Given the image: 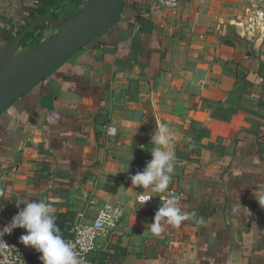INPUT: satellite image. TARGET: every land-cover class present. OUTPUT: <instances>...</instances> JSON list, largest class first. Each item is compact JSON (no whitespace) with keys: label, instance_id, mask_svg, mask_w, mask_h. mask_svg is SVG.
Segmentation results:
<instances>
[{"label":"crops","instance_id":"obj_1","mask_svg":"<svg viewBox=\"0 0 264 264\" xmlns=\"http://www.w3.org/2000/svg\"><path fill=\"white\" fill-rule=\"evenodd\" d=\"M152 1L124 0L103 36L0 115V216L42 200L64 235L90 196L94 207L124 200L94 264H264V0H181L176 16ZM40 5L0 0V44ZM161 123L175 154L168 188L183 193L187 218L153 235L160 192L130 176L151 159Z\"/></svg>","mask_w":264,"mask_h":264},{"label":"water","instance_id":"obj_2","mask_svg":"<svg viewBox=\"0 0 264 264\" xmlns=\"http://www.w3.org/2000/svg\"><path fill=\"white\" fill-rule=\"evenodd\" d=\"M75 0L61 16L42 14L0 44V115L48 77L78 50L103 36L116 22L124 0ZM55 32L39 46L20 53L23 39L41 24Z\"/></svg>","mask_w":264,"mask_h":264},{"label":"clouds","instance_id":"obj_3","mask_svg":"<svg viewBox=\"0 0 264 264\" xmlns=\"http://www.w3.org/2000/svg\"><path fill=\"white\" fill-rule=\"evenodd\" d=\"M150 141L153 144L150 150L151 159L146 162L142 171L130 176L131 184L142 188L151 186L154 192H164L168 188L175 159L174 151L170 147L171 135L168 126L161 123L151 134ZM150 199L151 197L144 199L143 204ZM16 203L18 208L20 204L24 207L2 229H6L7 233L15 228L24 229L25 234L19 237V241L40 253L42 264H84L60 233L48 203L42 200ZM257 204L264 209V195L259 197ZM186 218L178 206V198L172 197L158 207L148 227L153 235H159L163 230L162 221L178 226ZM0 244L7 246L3 240H0Z\"/></svg>","mask_w":264,"mask_h":264},{"label":"built area","instance_id":"obj_4","mask_svg":"<svg viewBox=\"0 0 264 264\" xmlns=\"http://www.w3.org/2000/svg\"><path fill=\"white\" fill-rule=\"evenodd\" d=\"M180 1L153 0L151 5L154 8L164 10L172 16H176L179 14ZM116 135L117 129L112 125H107L103 133L104 138L113 141ZM102 175V171L99 170L96 174V179L100 180ZM149 197L151 196L137 194L134 197V201L138 204H143V200ZM172 197H177L178 202L184 199L183 193L174 188H167L164 192H160L156 199L164 203ZM151 201L152 198L146 203ZM94 205V201L90 196L84 208L77 213L68 231L62 235L71 244L84 264H94L90 258L98 248V240L108 237L116 230L126 208L124 200L113 204L106 203L100 207H94ZM91 209H95L93 215H90ZM13 216L7 213L0 216V240H3L7 245L0 244V264H42L39 259L41 254L19 241V237L25 234L24 229L15 228L10 233H7L6 229H2L9 225Z\"/></svg>","mask_w":264,"mask_h":264},{"label":"trees","instance_id":"obj_5","mask_svg":"<svg viewBox=\"0 0 264 264\" xmlns=\"http://www.w3.org/2000/svg\"><path fill=\"white\" fill-rule=\"evenodd\" d=\"M63 0H40L41 5L32 8V10H30V14H29V22H31L34 18L42 15V14H48L49 16H55L54 12L58 9V7L62 4ZM73 0H70V3H73ZM28 22V23H29ZM27 23V24H28ZM20 31V30H19ZM19 31L17 30L15 34H11V33H6L5 35L2 36L4 41H8L10 40L13 35H16L19 33ZM33 35V31L31 33H29L22 41L21 46L25 45L27 43V41L32 37ZM40 44L36 43L33 44L29 47L28 51H30L31 49L39 46Z\"/></svg>","mask_w":264,"mask_h":264},{"label":"rangeland","instance_id":"obj_6","mask_svg":"<svg viewBox=\"0 0 264 264\" xmlns=\"http://www.w3.org/2000/svg\"><path fill=\"white\" fill-rule=\"evenodd\" d=\"M54 30L47 24L43 25V27L40 29V31H38L35 35L33 34L32 37L27 41V43L25 44V47L30 46L31 44H36L39 41H47L49 40L53 35L50 34L52 33Z\"/></svg>","mask_w":264,"mask_h":264}]
</instances>
